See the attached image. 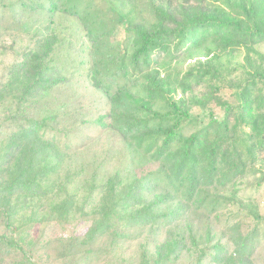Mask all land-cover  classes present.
<instances>
[{
	"label": "rangeland",
	"instance_id": "rangeland-1",
	"mask_svg": "<svg viewBox=\"0 0 264 264\" xmlns=\"http://www.w3.org/2000/svg\"><path fill=\"white\" fill-rule=\"evenodd\" d=\"M37 1L0 0V141L24 124L25 114L48 117L50 126L39 136L54 146L44 152L41 165L52 171L43 177L42 187L16 190L11 196L16 204L13 226L8 227L0 216V236H14L24 250L0 245V264H155L150 258L167 239L179 240L181 246L161 264H195L200 249L212 251L218 245L228 249L239 235L250 237L252 232L255 244L252 254L245 253L244 264H264V221L253 217L256 212L264 216V151L251 126L242 123L245 136L238 117L229 122L228 133L245 136L230 137L231 141L238 138L236 146L242 149L245 144L239 141L246 139L254 154L253 159L244 156L247 160L242 170L223 177L221 184L212 182L211 189L219 190L220 199L224 195L229 198L217 204L189 199L186 187L169 174L168 165L152 157L154 150L109 126L114 108L143 118L151 115L140 103L148 102L160 113L170 109L165 100L152 99L145 91L146 68L135 70L132 66L133 38L126 32L131 22L147 26L155 22L152 7L159 0H80L81 17L61 10L72 0H54L58 9L53 13L40 9ZM48 35L58 39L54 65L63 80L40 89L19 106L5 83V67L36 39ZM221 44L207 42L178 61L157 65L169 96L189 108L191 118L180 129L184 136L203 127L217 133L218 125H210V121L211 117H224L221 103H240L238 85L249 82L258 68L264 69L258 53L264 54V43L251 49ZM116 58L125 61L124 71ZM199 60L220 68V80L207 77L196 85L193 78L184 89L182 77ZM91 67L114 75L111 95L93 85ZM118 87H122L123 102L115 103L111 96ZM250 88L256 100L258 95L264 96V83ZM253 115L260 128L264 106ZM100 117L106 125L99 122ZM229 155L223 169L234 161ZM4 164L0 158L2 169ZM151 172L159 174L161 181L150 182ZM115 177L125 187L133 179H141L144 201L164 199L159 207L170 213L168 217L158 223L112 228L92 237L90 230L103 189ZM218 256H206L201 264H222Z\"/></svg>",
	"mask_w": 264,
	"mask_h": 264
},
{
	"label": "trees",
	"instance_id": "trees-1",
	"mask_svg": "<svg viewBox=\"0 0 264 264\" xmlns=\"http://www.w3.org/2000/svg\"><path fill=\"white\" fill-rule=\"evenodd\" d=\"M72 1V4L62 7L61 10L81 17L80 0ZM37 3L40 9L49 13L58 9L54 0H38ZM152 12L156 20L149 26L135 22L126 26V32L132 36L134 45L129 60L135 70H141L145 66L144 89L148 96L165 100L170 109L166 113H160L154 111L148 102H143L140 107L151 115V118H143L114 108L110 113L109 126L126 136L125 138H133L139 144H146L149 150H154L152 157L163 165H168L169 174L183 188L186 187L183 190L185 194L188 193L189 199L196 198L202 203L210 200L212 204H217L222 199L229 200L226 195L220 199L219 190L211 188L218 181L221 184L223 177L242 170L246 165L244 156L253 159L254 154V148L246 143V139L239 138V142L245 144L239 149L236 146L238 138L231 141L230 137L247 136L245 127L251 126L252 133L259 137L260 150L264 151V115L260 128L253 118V111L264 106V96L260 94L256 100L250 88L258 82L264 83V69L258 68L251 74L249 82L244 81V85H238L241 88L240 103H221L224 117L220 120L211 117L210 121V125H218L217 133L203 127L184 136L180 129L191 118L189 108L169 96V92L164 89L165 81L157 65L178 61L184 54H191L204 47L207 42L214 43V40L221 42L224 48L226 45H238L251 49L256 44H263L264 0H159L153 5ZM57 41V37L51 35L38 38L32 46L23 50L22 55H17L5 67V83L10 87L11 96L19 106L40 89L51 88L63 80L54 65ZM258 53L264 61V54L260 51ZM116 59L121 62L120 58ZM125 64L122 59L123 71ZM90 72L93 85L110 94L112 82L115 81L114 75H104L92 67ZM222 74L220 68L199 60L189 67L180 83L186 89L193 78L197 80L196 85H200L207 77L218 82ZM214 88L219 89V86ZM121 89L122 87H118L111 96L113 102H123ZM124 95L127 97L128 93L124 92ZM235 117H238L242 135L245 136L228 133L229 122ZM24 118L21 127L14 129L10 137L0 141V158L5 162L3 169L0 167V216L8 227L13 226V215L16 213V204L11 200L14 191L42 187L43 177L52 171L48 165L41 164L44 152L54 145L39 136L43 128L50 126L49 118L26 114ZM100 119L99 122L107 124L102 121L103 117ZM150 120L156 123H151ZM129 135L132 137H127ZM230 153L234 161L223 169L222 163L225 164L226 158L231 157ZM158 175L151 172L149 181L160 182ZM126 186L121 185L117 177L108 180V186L103 189L98 210L95 212V223L90 230L92 237L116 227L158 223L170 214L159 207L164 199L157 197L149 202L144 201L141 179H133ZM253 217L257 222L264 221L260 212L253 213ZM251 234L250 237L239 235L228 249L223 245L216 246L212 251L207 250L209 247L200 249L195 264H201L206 256L214 258L218 255L222 264H232V260L234 264H244L245 253L248 251L249 255L252 254L255 244ZM180 242L167 239L158 245L156 255L150 259L155 264L166 262L177 251L176 248H180ZM0 245L24 250L14 236H0ZM180 250L182 253V249ZM225 255L229 257H224Z\"/></svg>",
	"mask_w": 264,
	"mask_h": 264
}]
</instances>
